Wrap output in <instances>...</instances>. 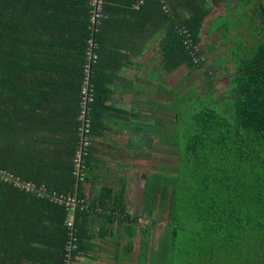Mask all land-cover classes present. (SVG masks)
I'll list each match as a JSON object with an SVG mask.
<instances>
[{"label": "trees", "instance_id": "obj_1", "mask_svg": "<svg viewBox=\"0 0 264 264\" xmlns=\"http://www.w3.org/2000/svg\"><path fill=\"white\" fill-rule=\"evenodd\" d=\"M104 1L106 16L95 34L100 48V29L108 22L110 3L116 0ZM121 1L135 11L133 3L140 0ZM222 2L228 7L227 14L245 4L251 9L243 20L252 34L246 33L238 48L231 49L238 60L228 86L216 97L218 101L226 99L234 115L231 118L217 107L200 106L189 116L185 132L168 134L161 127V144L175 149L176 164L160 165L159 171L149 172L143 188L146 214L151 218L159 210L170 218L158 242L164 264H264V0H144L135 13L143 12L151 3L161 14L162 69L173 72L186 64L197 70L206 60L195 63L177 27L186 26L193 43H200L205 20ZM89 26V0H0V93L6 91L12 104L21 80L28 81L34 74L47 76L52 82L65 71L74 70L73 75L83 72ZM226 27L223 23L220 31L228 30ZM72 58L75 62L70 64ZM96 67L92 110L99 101ZM210 75L205 83L207 97L215 77ZM27 83H23L26 90ZM5 104L0 103V168L45 184L50 191H74L72 160L77 127L74 143L69 141L53 158L36 144L31 145L26 134H20L18 142V135L8 131L5 123L13 127V114ZM90 115L94 134L98 122L92 111ZM6 187L13 188L0 182V189ZM77 189L80 193L81 188ZM16 190L24 197V204L36 197L67 212L48 198ZM152 228L147 226L142 231L138 264H149L148 259L155 255L150 247L154 246Z\"/></svg>", "mask_w": 264, "mask_h": 264}, {"label": "crops", "instance_id": "obj_2", "mask_svg": "<svg viewBox=\"0 0 264 264\" xmlns=\"http://www.w3.org/2000/svg\"><path fill=\"white\" fill-rule=\"evenodd\" d=\"M121 2L110 3L108 22L100 29L99 101L92 110L98 123L87 179L79 186L88 208L76 213L77 264H138L134 254H139L142 231L153 226L154 243L160 225L159 210L151 218L145 212L143 188L147 174L159 171L161 163V14L151 3L135 13L136 3L133 11ZM226 13L222 2L205 20L201 38L205 31L209 37L214 20ZM74 72L52 82L35 74L21 80L12 104L6 91L0 93L13 114V127L5 126L18 142L26 134L31 145L53 158L74 143L83 73ZM0 190V264H62L69 213L36 197L24 204L14 188Z\"/></svg>", "mask_w": 264, "mask_h": 264}, {"label": "rangeland", "instance_id": "obj_3", "mask_svg": "<svg viewBox=\"0 0 264 264\" xmlns=\"http://www.w3.org/2000/svg\"><path fill=\"white\" fill-rule=\"evenodd\" d=\"M250 13L251 9L247 8L245 4L237 12L226 13V16L222 15L214 20L212 26L209 28V37L205 31L199 44L206 57L202 68L191 70L190 67L184 64L173 72H167L161 67V127L165 130L163 131L164 133L170 134L174 131L176 133L185 132L188 127L187 120L189 116L200 106H214L224 115L233 117V110L230 108L228 101L226 99L218 101L216 97L228 86L231 70L238 60V57L230 53L231 49L238 48V42L241 39L244 40L249 31L252 34V29L246 23L244 24L245 21L243 20ZM223 23L227 25L226 28L228 30L220 31ZM256 31L258 32L259 29ZM226 33H228L227 37L222 38ZM208 73H211L210 76L215 77L212 78V85L209 88L211 90H208L211 94L207 97L206 91L208 86L206 85L210 79ZM188 92L191 93L189 97L187 96ZM197 96L205 100L200 101L201 99L197 98ZM175 164V149L161 144V167H170ZM129 166L134 168L139 165ZM123 170L124 168L122 167L121 171ZM141 185L142 183L136 182L137 187H141ZM139 196L141 197V195ZM137 198L135 196L133 200H137ZM155 217L159 220L160 225L155 229V244L154 246H150L154 248L155 255H152L151 261L150 259L148 261L149 264H164L161 258V254L163 253L161 243L158 242L160 241V237L162 238L164 235L165 225L170 218L166 215L163 216L161 213ZM158 238L159 240L157 241ZM160 249L161 252L156 253V250ZM137 258L138 254L135 253L134 260L136 261Z\"/></svg>", "mask_w": 264, "mask_h": 264}, {"label": "built area", "instance_id": "obj_4", "mask_svg": "<svg viewBox=\"0 0 264 264\" xmlns=\"http://www.w3.org/2000/svg\"><path fill=\"white\" fill-rule=\"evenodd\" d=\"M142 0L136 3L139 8ZM104 0H89L90 5V26L91 35L87 38L85 48V62L83 66V77L80 87L79 113L77 119L76 150L72 160V175L76 180V189L69 192L50 191L45 184H38L33 180H25L20 175L8 172L0 168V182L10 185L13 188L23 190L40 198H48L59 205H63L69 213L66 220L67 238L63 248L62 264H77L76 254L80 247V231L76 224V213L79 210L88 208L87 200L78 192V187L86 182L87 165L86 160L91 153L93 146L92 134V104L95 101L94 66L100 57V45L95 34L99 31V25L105 18ZM166 9V6H164ZM177 32L182 35L184 44L189 50L191 57L198 63L206 60L201 53L200 43L194 44L191 32L186 26H178Z\"/></svg>", "mask_w": 264, "mask_h": 264}, {"label": "clouds", "instance_id": "obj_5", "mask_svg": "<svg viewBox=\"0 0 264 264\" xmlns=\"http://www.w3.org/2000/svg\"><path fill=\"white\" fill-rule=\"evenodd\" d=\"M100 50V49H99ZM78 106H79V102H78Z\"/></svg>", "mask_w": 264, "mask_h": 264}]
</instances>
